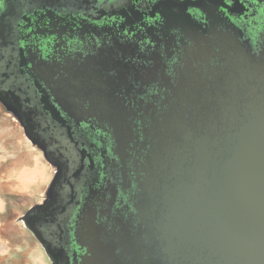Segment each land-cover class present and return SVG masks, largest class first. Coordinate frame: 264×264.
I'll list each match as a JSON object with an SVG mask.
<instances>
[{
  "label": "flooded vegetation",
  "instance_id": "1",
  "mask_svg": "<svg viewBox=\"0 0 264 264\" xmlns=\"http://www.w3.org/2000/svg\"><path fill=\"white\" fill-rule=\"evenodd\" d=\"M243 51L264 56V0H0V90L58 163L32 218L56 264H85L93 235L137 213L103 112L173 108L193 73L221 93Z\"/></svg>",
  "mask_w": 264,
  "mask_h": 264
},
{
  "label": "water",
  "instance_id": "2",
  "mask_svg": "<svg viewBox=\"0 0 264 264\" xmlns=\"http://www.w3.org/2000/svg\"><path fill=\"white\" fill-rule=\"evenodd\" d=\"M241 57L237 71L225 73L221 93L200 92L205 80L193 73L187 80L194 92H177L173 108L103 112L119 157L116 171L124 184L130 176L135 183L137 213L114 216L112 232L93 235L85 264H264V56ZM0 102L55 167L2 90ZM59 176L47 190L49 201L20 217L54 264L32 218L56 199Z\"/></svg>",
  "mask_w": 264,
  "mask_h": 264
},
{
  "label": "rangeland",
  "instance_id": "3",
  "mask_svg": "<svg viewBox=\"0 0 264 264\" xmlns=\"http://www.w3.org/2000/svg\"><path fill=\"white\" fill-rule=\"evenodd\" d=\"M54 171L18 118L0 102V264H50L20 217L45 198Z\"/></svg>",
  "mask_w": 264,
  "mask_h": 264
}]
</instances>
